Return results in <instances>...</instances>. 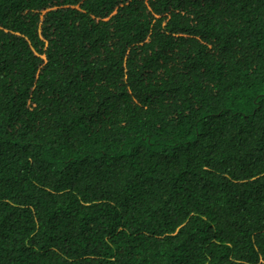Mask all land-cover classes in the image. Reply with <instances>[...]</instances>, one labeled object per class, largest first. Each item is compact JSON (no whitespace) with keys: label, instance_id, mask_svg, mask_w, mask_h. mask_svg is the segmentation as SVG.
<instances>
[{"label":"trees","instance_id":"obj_1","mask_svg":"<svg viewBox=\"0 0 264 264\" xmlns=\"http://www.w3.org/2000/svg\"><path fill=\"white\" fill-rule=\"evenodd\" d=\"M0 264H264V0H0Z\"/></svg>","mask_w":264,"mask_h":264}]
</instances>
